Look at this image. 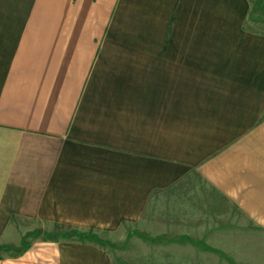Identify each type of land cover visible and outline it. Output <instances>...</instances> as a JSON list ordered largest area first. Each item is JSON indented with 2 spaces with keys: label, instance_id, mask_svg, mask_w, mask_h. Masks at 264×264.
Returning <instances> with one entry per match:
<instances>
[{
  "label": "crops",
  "instance_id": "0c3cea01",
  "mask_svg": "<svg viewBox=\"0 0 264 264\" xmlns=\"http://www.w3.org/2000/svg\"><path fill=\"white\" fill-rule=\"evenodd\" d=\"M256 2L0 0V238L63 234L0 264H114L104 236L191 180L264 223Z\"/></svg>",
  "mask_w": 264,
  "mask_h": 264
},
{
  "label": "rangeland",
  "instance_id": "374dc122",
  "mask_svg": "<svg viewBox=\"0 0 264 264\" xmlns=\"http://www.w3.org/2000/svg\"><path fill=\"white\" fill-rule=\"evenodd\" d=\"M256 3L254 12L264 21V7ZM181 186L158 196L133 228L104 236L102 247L114 264H264V223L250 219L199 180ZM61 235L44 229H9L0 238V257L25 250L36 238Z\"/></svg>",
  "mask_w": 264,
  "mask_h": 264
},
{
  "label": "trees",
  "instance_id": "16d2710c",
  "mask_svg": "<svg viewBox=\"0 0 264 264\" xmlns=\"http://www.w3.org/2000/svg\"><path fill=\"white\" fill-rule=\"evenodd\" d=\"M22 251H24V249L20 250V252H22ZM20 252H19V253H20Z\"/></svg>",
  "mask_w": 264,
  "mask_h": 264
}]
</instances>
